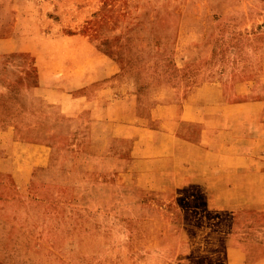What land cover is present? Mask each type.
<instances>
[{
	"label": "rangeland",
	"instance_id": "obj_1",
	"mask_svg": "<svg viewBox=\"0 0 264 264\" xmlns=\"http://www.w3.org/2000/svg\"><path fill=\"white\" fill-rule=\"evenodd\" d=\"M74 16L120 64L114 94L137 97L144 126L152 123L149 100L168 79L187 89L202 76L244 78L264 65V0H0V130L16 127L12 140L49 146L45 166L32 165L33 151L19 144L0 146V264L263 259L255 241L264 238V175L173 185L168 171L137 166L135 136L91 135L84 119L64 120L38 99L28 105L50 118L41 126L42 119L23 121L33 129L16 121L10 99H31L37 72L34 57L14 49L15 38L24 40L32 23L59 28L60 18ZM109 126L122 132L115 120ZM9 166L24 167L27 180Z\"/></svg>",
	"mask_w": 264,
	"mask_h": 264
},
{
	"label": "crops",
	"instance_id": "obj_2",
	"mask_svg": "<svg viewBox=\"0 0 264 264\" xmlns=\"http://www.w3.org/2000/svg\"><path fill=\"white\" fill-rule=\"evenodd\" d=\"M69 18H60L56 23L59 28L44 29L33 26L28 17L32 26L26 28L27 36L24 40L15 38L14 49L29 52L37 72V84L28 96L31 99H10L19 124L34 117L42 119L41 126L50 118V113L33 111L28 105L38 99L58 107L64 120L84 119L91 135L135 136L132 153L137 166L153 168L155 175L168 171L165 182L169 184L236 183L242 174L264 175V65L244 78L230 80L223 72L202 76L187 89L181 88L186 84L168 79L157 86L149 100L153 104L152 123L144 126L142 115L135 112L140 103L137 97L114 94L120 64L80 30L85 18ZM28 19L25 17L26 23ZM114 120L122 132L112 131L109 124ZM29 123L24 126L33 129ZM14 129L0 130V146L19 144L22 150L33 151L32 165H38V160L45 166L49 146L12 140ZM110 148L105 143L104 151ZM38 149L43 153L40 159ZM21 168L9 166L4 170L24 182L27 173ZM258 231L264 232V225ZM255 242L264 248V238ZM253 264H264V258Z\"/></svg>",
	"mask_w": 264,
	"mask_h": 264
}]
</instances>
